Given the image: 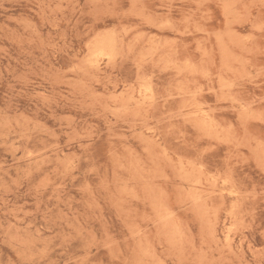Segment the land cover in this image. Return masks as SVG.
<instances>
[{"label":"rangeland","instance_id":"rangeland-1","mask_svg":"<svg viewBox=\"0 0 264 264\" xmlns=\"http://www.w3.org/2000/svg\"><path fill=\"white\" fill-rule=\"evenodd\" d=\"M0 264H264V0H0Z\"/></svg>","mask_w":264,"mask_h":264}]
</instances>
